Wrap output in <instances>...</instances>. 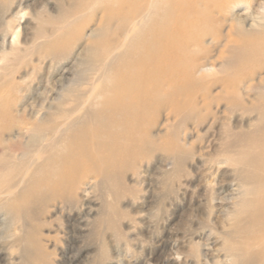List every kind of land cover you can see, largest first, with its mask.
Instances as JSON below:
<instances>
[{
  "label": "rangeland",
  "instance_id": "374dc122",
  "mask_svg": "<svg viewBox=\"0 0 264 264\" xmlns=\"http://www.w3.org/2000/svg\"><path fill=\"white\" fill-rule=\"evenodd\" d=\"M263 2L229 10L215 43L214 33L205 36L199 62L208 76L184 92L182 111L169 105L148 115L150 132L139 138L153 145L135 147L107 183L91 167L73 174L76 181L61 192L33 202L26 194L43 158L29 142L31 127L6 132L4 140L21 142L0 168V190L9 195L0 198V264H235L231 254L241 244L232 236L250 225L238 207L241 167L227 162L239 159L240 148L228 144L254 130L264 102V63L243 66L236 50L247 31L264 30ZM123 6L122 0H0V126L7 112L43 121L64 87L90 81L88 91L104 83L101 55L94 72L82 61L97 48L99 28Z\"/></svg>",
  "mask_w": 264,
  "mask_h": 264
},
{
  "label": "bare ground",
  "instance_id": "6f19581e",
  "mask_svg": "<svg viewBox=\"0 0 264 264\" xmlns=\"http://www.w3.org/2000/svg\"><path fill=\"white\" fill-rule=\"evenodd\" d=\"M248 1L122 0L124 6L115 7L116 12L111 11L113 16L99 28L97 48L87 50L82 61L84 69L94 72L101 55L107 62L104 83L92 84L87 91L84 85H88L90 78L81 77L88 83L64 87V96L59 97L53 113L44 116L43 121L34 119L33 114L28 119L4 114L8 122L0 126V151L4 157L0 159V168L9 166L6 160H11L14 148L21 142V137L15 141L4 140L6 132L17 128L23 133L31 127L27 129L32 132L29 142L36 149L35 157L43 158L31 175L33 187L26 194L33 202L46 198L49 192H61L76 181L73 174L91 167H97L96 177L105 176L107 183L110 177L116 176L120 165L129 161L135 147L144 149L153 145L150 140L139 138L141 132H150L146 125L148 115L169 105L181 110L184 92L193 91L204 75L208 76L207 65L199 62L205 36L214 33L215 43L220 36L217 27L222 26L218 21L228 19L229 10ZM260 8L264 10V4ZM114 16L117 24L112 21ZM195 30L199 31L192 33ZM231 34L232 30L226 35L228 43L233 42ZM243 35L248 39L242 37L239 41L238 62L243 66L264 63V30H251ZM195 45L198 50H192ZM96 73L97 70L93 75ZM258 115L259 123L254 130L234 136L228 144L240 148L239 159L229 158L227 162L241 167L240 174L237 173L239 187L244 192L238 207L246 215L243 224L250 225L247 231L232 236L241 244L237 251L231 250L235 264H262L264 260V102ZM160 148H166V144L162 143ZM232 164L229 165L232 167ZM6 194L0 190V198L8 199ZM252 197L256 204L250 207ZM2 206L14 211L12 204ZM254 218H261L259 225Z\"/></svg>",
  "mask_w": 264,
  "mask_h": 264
}]
</instances>
